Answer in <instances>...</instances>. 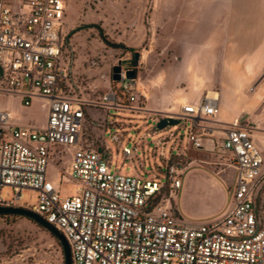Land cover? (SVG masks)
<instances>
[{
	"label": "built area",
	"instance_id": "built-area-1",
	"mask_svg": "<svg viewBox=\"0 0 264 264\" xmlns=\"http://www.w3.org/2000/svg\"><path fill=\"white\" fill-rule=\"evenodd\" d=\"M65 5L66 0H0V96L18 98L23 106L41 98L47 107L41 127L16 124L10 112L0 110V189L13 190L10 201L0 194V205L23 207V190L37 191L28 209L63 234L71 264H264L263 156L238 120L217 144L236 168L232 202L220 216L200 223L185 221L172 204L187 173L173 154H165L175 132L151 142L154 155L158 150L164 161L165 182L157 168H135L134 158L147 145L145 134L131 145L125 134H110L123 158L133 164L131 173L111 168L108 145L98 150L81 142L85 101L69 94L72 58L65 55ZM130 69L135 72L133 66L121 67L118 80L112 79L113 89L87 103L148 111L137 104L145 93L136 72L134 78L127 76ZM212 93L161 116L146 112V117L155 124L162 116L189 119L187 141L199 150L198 119L219 114V95ZM107 125L119 123L109 120ZM56 148L69 152L63 178L77 182L74 194L61 195L47 176Z\"/></svg>",
	"mask_w": 264,
	"mask_h": 264
},
{
	"label": "rangeland",
	"instance_id": "rangeland-1",
	"mask_svg": "<svg viewBox=\"0 0 264 264\" xmlns=\"http://www.w3.org/2000/svg\"><path fill=\"white\" fill-rule=\"evenodd\" d=\"M72 1L75 2L76 8L69 9L68 21L65 24V55L71 57L73 62L72 87L69 94L85 101V116L80 131L81 142L89 143L98 150L105 144L108 145L112 155L111 168L122 173H131L133 164L123 158L121 150L110 139V134L114 131L125 134L126 139L130 140L128 145L145 134L147 145L137 157L144 162V166L139 165L137 158H134L133 163L137 171L157 168L162 182L166 181L165 164L159 157L158 150L154 155L151 142L167 136L169 132H175V136L165 145L167 156L176 154L180 149H187L186 157L173 161L187 167L189 161L197 159L198 163L211 173L232 164L229 155L219 151L217 145L209 151L188 147L190 144L186 135L191 123L189 119L182 120L180 126H169L152 133L155 122L146 117V112L161 116L169 108L178 109V104L184 103L183 97L191 99L202 96L200 90L196 89L202 80L192 68L196 56L186 54L187 47L193 45V40L171 37L179 33L171 32L169 17L161 19L160 22L155 21L152 0ZM134 53H138L139 57L136 64L132 65ZM221 57L211 56L207 59L204 62L206 70L212 68L213 71L221 63ZM117 64L121 67L133 66L142 85L148 89L150 86L163 85L179 100L165 109L149 110L145 98L140 97L138 106L145 107L148 111L99 108L88 104L87 102L97 101L105 92L113 89L111 73L112 67ZM213 90L216 92L218 87ZM4 100L5 97L0 96V106ZM42 103L41 99L36 98L28 106H23L17 99L14 104V120L18 117L27 125L43 126L47 118V107ZM263 106L264 100L259 104L257 118L249 120H255L264 126ZM109 120L117 121L119 126L109 127ZM69 157L68 151L62 153L61 148H56L47 167L48 178L63 196L74 194L77 187L76 181L63 178ZM217 177L225 183L228 192L226 203L229 204L232 202L236 171L229 168L226 173ZM183 181L189 182L188 194L180 196L178 203L185 211V221L207 222L221 215L225 196L207 194L211 186L210 177L202 178L201 173L191 170L186 173ZM0 194L6 201L13 198V190L9 186L1 187ZM36 197L37 191L24 189L21 205L31 208L36 202ZM0 264H64L63 251L53 235L35 221L17 216L3 217L0 218Z\"/></svg>",
	"mask_w": 264,
	"mask_h": 264
},
{
	"label": "crops",
	"instance_id": "crops-1",
	"mask_svg": "<svg viewBox=\"0 0 264 264\" xmlns=\"http://www.w3.org/2000/svg\"><path fill=\"white\" fill-rule=\"evenodd\" d=\"M152 7L156 22L169 17L171 32L179 33L171 37L193 40L186 54L196 56L192 68L202 80L196 88L202 96L191 99L183 97L184 102H198L207 91L215 92L213 89L218 87L219 114L213 118L200 117L195 127L202 134V148L199 150L213 149L223 138L224 130L231 127L234 120H238L240 126L248 129L255 146L261 152L264 168V126L249 120L257 118L259 104L264 100V0H152ZM70 8H76L75 2L66 0L64 25L67 24ZM211 56H222L221 63L213 71L209 68L208 73L204 62ZM72 67L73 62L71 72ZM141 88L149 110L165 109L179 100L163 85L150 86L149 89L142 85ZM17 99L5 97L0 110L15 116L14 104ZM41 100L44 105L45 101ZM262 109L264 115V106ZM14 123L27 125L18 117ZM186 150L180 149L173 154V159L186 157ZM198 162L197 159L189 161L187 172L193 170L201 173L202 178L210 177L211 186L207 194L225 196L221 206L222 214L231 203H226L228 192L223 180L217 176L223 175L229 168L236 171V168L228 164L211 173ZM188 183L183 181L172 199L176 212L182 218L185 211L179 206L178 198L188 194Z\"/></svg>",
	"mask_w": 264,
	"mask_h": 264
},
{
	"label": "water",
	"instance_id": "water-1",
	"mask_svg": "<svg viewBox=\"0 0 264 264\" xmlns=\"http://www.w3.org/2000/svg\"><path fill=\"white\" fill-rule=\"evenodd\" d=\"M139 55L138 53H135V58L138 59ZM121 69L120 64L114 65L112 67V73L111 77L113 80H118L119 78V71ZM127 76L130 78L135 77L134 70L130 69L127 70ZM180 123V120L178 118L168 117L164 116L161 117L158 122L155 124L156 130H161L169 126H176ZM255 210L257 212V206L255 204ZM0 213H7V214H16V215H22L26 218H30L42 227H44L46 230H48L51 234L55 236V238L58 240L59 244L61 245L62 251H63V258H64V264H71V258H70V249L68 242L66 241L63 234L58 231L52 224L47 222L42 216L39 214H36L35 212L31 211L28 208L20 207V206H2L0 205Z\"/></svg>",
	"mask_w": 264,
	"mask_h": 264
},
{
	"label": "trees",
	"instance_id": "trees-1",
	"mask_svg": "<svg viewBox=\"0 0 264 264\" xmlns=\"http://www.w3.org/2000/svg\"><path fill=\"white\" fill-rule=\"evenodd\" d=\"M125 47V46H123ZM136 61L137 59L135 58V53L133 54V57H132V60H131V63L132 65H135L136 64ZM8 216H17V217H23V218H26L25 216H22V215H16V214H7V213H0V218H3V217H8ZM29 220H32L30 218H27ZM44 228V227H43ZM53 235V234H52ZM53 237L55 238V236L53 235ZM56 239V238H55ZM57 240V239H56ZM58 242V240H57ZM59 243V242H58Z\"/></svg>",
	"mask_w": 264,
	"mask_h": 264
},
{
	"label": "bare ground",
	"instance_id": "bare-ground-1",
	"mask_svg": "<svg viewBox=\"0 0 264 264\" xmlns=\"http://www.w3.org/2000/svg\"><path fill=\"white\" fill-rule=\"evenodd\" d=\"M212 94H213V95H217V93H216V92H213Z\"/></svg>",
	"mask_w": 264,
	"mask_h": 264
}]
</instances>
